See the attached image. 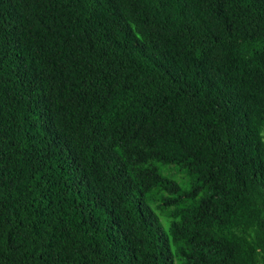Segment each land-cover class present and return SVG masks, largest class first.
<instances>
[{"label": "trees", "instance_id": "obj_1", "mask_svg": "<svg viewBox=\"0 0 264 264\" xmlns=\"http://www.w3.org/2000/svg\"><path fill=\"white\" fill-rule=\"evenodd\" d=\"M0 264H264V0H0Z\"/></svg>", "mask_w": 264, "mask_h": 264}, {"label": "rangeland", "instance_id": "obj_2", "mask_svg": "<svg viewBox=\"0 0 264 264\" xmlns=\"http://www.w3.org/2000/svg\"><path fill=\"white\" fill-rule=\"evenodd\" d=\"M172 169L174 170V172H172V174L167 173V170ZM163 175H167L169 176L171 179L177 181L179 183V185L182 187V189H188L190 184H191V180L190 177L182 170H177L174 167H163L161 169ZM175 173V174H174ZM163 227L166 228L167 227V223H163Z\"/></svg>", "mask_w": 264, "mask_h": 264}]
</instances>
